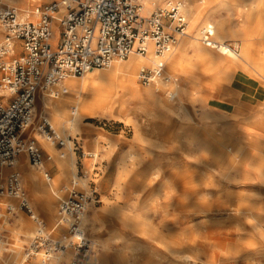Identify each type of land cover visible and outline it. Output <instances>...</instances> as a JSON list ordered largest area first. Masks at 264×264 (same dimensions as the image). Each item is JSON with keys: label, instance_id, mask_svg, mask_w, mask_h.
Returning a JSON list of instances; mask_svg holds the SVG:
<instances>
[{"label": "rangeland", "instance_id": "1", "mask_svg": "<svg viewBox=\"0 0 264 264\" xmlns=\"http://www.w3.org/2000/svg\"><path fill=\"white\" fill-rule=\"evenodd\" d=\"M142 1L139 3L144 10L146 4ZM164 1H155L154 7ZM179 1L186 6L188 31L196 36L206 23L218 24L223 20L238 30L243 29L244 10L253 0H198L195 8L200 14L196 24L190 14L192 0ZM19 4L29 8V14L38 6L33 0H21L12 6L19 7ZM5 6L1 4L0 11ZM262 18L260 29L256 30L260 32L248 33V40L253 37L254 41L247 46L264 60V37L261 36L264 16ZM1 27L0 42L4 36ZM239 35L244 36V32ZM187 36L166 63L165 74L183 88L181 98L172 102L176 113H168L164 119L160 112L158 116L147 112L149 108L152 110L147 104V107L137 104L118 113L101 112L84 119L73 134H65L56 127L62 139L67 141L66 135H70L79 179L71 171L68 155L63 153L67 145L50 141L55 147L50 151L42 143L43 118L51 122L52 117L50 113L42 116L38 95L35 117L26 137L35 140L42 150L46 168L40 173L32 167L27 154H23L25 167L3 170L0 184L14 170L21 173L32 209L44 222L46 234L56 241L71 236L68 228L54 230L58 227L56 220L62 201L73 189L89 191L91 181H97L101 202L90 207L82 223V231L91 242L90 263L178 264L175 257L178 253L197 259L184 264H237L240 261L264 264V235L254 229L250 219L255 211L264 231V185L259 183L250 166L254 153L264 156V132L244 127L243 120L254 115L235 120L234 114L222 113L233 108L231 82L238 71H229L226 65L229 62L223 61L216 52L209 51L212 57L202 55ZM229 39L241 53L245 42L241 38ZM171 58L177 59L180 65L170 67ZM108 70L109 67L96 71ZM252 76L264 84L258 76ZM138 86L143 90L149 85L138 83ZM194 90L208 103L207 108H193L187 102V93ZM172 91L175 90L161 92L159 97L169 100ZM10 101V97H0V103L5 106ZM210 105L216 108L210 109ZM138 131L141 136L137 135ZM93 153H98V157L94 159ZM57 161L64 180L57 177ZM45 172L55 179L46 181ZM27 173L39 175L43 186L33 187ZM73 181H76L74 185ZM46 189L55 198L53 204L48 201ZM0 202L3 203L0 213L5 215L1 229L7 237L3 247L10 248L9 251L1 248L0 264H21L33 240L26 233L31 229L37 234L38 224L26 210L17 207L15 199L3 197ZM6 204L17 205L15 214H7ZM19 245L24 249L19 254L11 253V249L19 250ZM73 257V250L68 248L57 253L50 263L59 258V264H72ZM37 262L30 260L25 264Z\"/></svg>", "mask_w": 264, "mask_h": 264}, {"label": "built area", "instance_id": "2", "mask_svg": "<svg viewBox=\"0 0 264 264\" xmlns=\"http://www.w3.org/2000/svg\"><path fill=\"white\" fill-rule=\"evenodd\" d=\"M33 1L38 3L33 9L35 21L14 6L6 5L0 11L4 32L0 42V84L11 93L6 106L0 103V167L16 166L23 153L34 166L45 165L36 141L26 137L35 117L39 90H49L53 98L68 94L65 84L68 78L108 68L115 60H127L133 53L148 55L150 48L158 60L151 67L140 69L139 82L146 86L160 80L171 82L173 79L165 75L167 59L187 35L189 26L185 4L179 0H167L150 15H143V6L137 0ZM201 41L211 48L219 45L209 27L202 29ZM42 122L41 131L65 146V140L50 122L46 118ZM45 177L50 178L48 172ZM0 197L18 199L19 208L26 210L38 224L37 234L26 248L27 258L38 257L37 264H49L55 254L71 248L72 264H95L90 263L92 247L85 233L67 239L68 242L64 241L66 238L53 240L46 234L44 222L30 205L19 171L11 172L0 184ZM100 202L96 180L89 184V191L73 189L60 205L58 225L67 227L76 236L83 229L84 215ZM6 210L11 214L16 207L8 205ZM4 217L0 213V247L7 243L1 229Z\"/></svg>", "mask_w": 264, "mask_h": 264}, {"label": "bare ground", "instance_id": "3", "mask_svg": "<svg viewBox=\"0 0 264 264\" xmlns=\"http://www.w3.org/2000/svg\"><path fill=\"white\" fill-rule=\"evenodd\" d=\"M21 2V0H0V5L6 4L9 6H12L18 2ZM139 2V0H137ZM142 1V0H141ZM146 4V8L143 10V15H150L156 8H158L160 5L163 6L167 0L163 2V4H160L156 7L155 1H161V0H143ZM142 1V2H143ZM198 0H195L193 2L190 9V14L193 17V22L196 24L198 15L200 12L196 10V2ZM157 3V2H156ZM184 3V2H183ZM144 4V5H145ZM152 4V5H151ZM20 5V4H19ZM16 6V5H15ZM14 6V7H15ZM152 6V7H151ZM17 9H21V13L25 17H29L30 20L35 21L37 19V16L33 14L32 12L27 13L29 11V8L22 7L21 5ZM186 8V6H185ZM152 9V10H151ZM152 11V12H151ZM264 0H253L250 2L249 5H247L246 10H244V28L241 30H238L236 27L232 26L230 22L228 21H221L218 24H210L206 23L207 25L204 28H211L214 30L215 39L219 43L218 48H211L207 47L203 43L200 44L201 41V31L196 36L191 35V31H188L187 29V38L192 39L191 41L195 43V46L199 48L200 53L206 57L209 56L210 52L218 53L217 56H220V58L223 61L229 62L226 65L227 69L231 72L236 71H245L249 74L256 75L260 79L264 81V63L260 61L258 56H255L253 52L249 51V46H247L250 42H253V37H251L249 40L248 38L250 36H247L248 33L252 31V33H256L258 27H260V23L262 21V17L264 16ZM211 14V12H210ZM218 22V21H217ZM193 23V24H194ZM198 24V23H197ZM252 24L254 25L253 27ZM257 24V25H255ZM1 26V25H0ZM189 27V26H188ZM2 28V27H1ZM193 29V28H192ZM3 30V28H2ZM248 30V32H246ZM254 31V32H253ZM189 32V34H188ZM244 32V36L239 35L240 33ZM55 33V37H56ZM258 34V32H257ZM185 36V37H186ZM198 36V37H197ZM264 37V34L261 35ZM184 37V38H185ZM229 37H235V38H241L245 43H243L241 47V53L237 52V48L233 43L228 42L230 39ZM240 39V40H241ZM248 41H247V40ZM56 38L52 40V43L55 44ZM237 40V39H236ZM238 41V40H237ZM198 44V45H197ZM251 44V43H250ZM193 46V45H192ZM194 46V47H195ZM231 46V47H230ZM204 47V48H203ZM234 47V48H233ZM210 48V49H209ZM215 53V54H216ZM212 55V54H210ZM174 57V56H173ZM212 57V56H209ZM262 57V56H261ZM264 57V56H263ZM158 58L154 56V53L152 49L150 48L148 55L141 56L137 55L135 53L131 54L130 57L125 61V63L118 62L119 60H115L109 67V70L106 72H100V71H90L86 73L82 80H75V79H69L65 82L67 85L69 92L68 94L59 96L57 98H53L47 89L39 90L36 93L35 97V110H36V102L37 97L39 95L40 98V112H42V116H44L46 113H50L52 117V125L56 129V127H59L60 131L63 133L73 134L74 130L77 128V126L81 123L82 120L87 119L89 117L96 116L97 113L101 112H108V111H114L116 113L121 112L126 107H132L134 105H142L143 107H147L146 104L152 108L150 111L147 109V112H154L153 114L162 113L161 118H164L168 113L174 112L176 113V106L172 104L174 101H178L181 97V91H183V88L177 84L175 81H167V80H160L155 84H151L148 86V88L140 90L138 83V75L139 71L144 66H152L157 62ZM171 60V61H170ZM169 60V66L170 67H177L176 65H180L177 62V59L171 58ZM116 62V63H115ZM247 73V75H248ZM166 75V74H165ZM167 76V75H166ZM171 77V76H167ZM74 78V77H72ZM79 78V77H78ZM244 80V79H243ZM219 81V80H216ZM259 83V82H258ZM224 85V84H223ZM230 85V84H229ZM261 86V85H260ZM171 88H173L175 91L170 92L171 99L165 100L162 97H159L160 91H169ZM196 88V87H195ZM188 90V89H187ZM86 94L87 97H83L82 95ZM11 93L4 87L0 85V97H10ZM187 102L193 107H200L204 106L207 108L208 103L204 100L202 96L197 95V93L194 91H190L187 93ZM168 101V102H167ZM184 103V101H182ZM175 103V102H174ZM181 103V102H179ZM70 109H71V115H70ZM156 110V111H154ZM197 111V110H196ZM74 116H73V114ZM127 112V111H126ZM159 113V114H160ZM208 113V112H207ZM206 114V116H208ZM261 114V111H259L255 116H259ZM152 115V114H151ZM153 117V116H152ZM155 118V117H154ZM157 119V117L155 118ZM165 119V118H164ZM252 119V118H251ZM156 121V120H155ZM33 124V122H32ZM32 126V125H31ZM30 126V127H31ZM53 128V129H54ZM57 130V129H56ZM55 130V131H56ZM140 131V130H139ZM138 131V136H141V132ZM44 136V134H42ZM45 137V136H44ZM48 140V137H46ZM43 145L50 151H54L55 147L52 142H48L46 139L41 138ZM65 140L67 147L63 150V153L68 155L70 159V167L73 175L76 178L81 179L78 175H76L78 166L76 163L74 150L72 148V141L70 139V135H66ZM241 144V143H240ZM65 145V146H66ZM240 152V150L238 149ZM93 157H98V153H93ZM65 159V157H64ZM252 162L250 163V166L252 168V171L255 172L256 176L259 179V183L264 185V156L263 154L254 153L252 155V158H250ZM18 161V160H17ZM24 165V163H21V167ZM4 167V166H3ZM32 167L37 168V170L42 173V169L46 168L45 165L43 167H36L32 164ZM23 168V167H22ZM44 172V171H43ZM32 174V173H30ZM45 175V173H44ZM85 178L87 175L84 176ZM51 177L47 178V181H51ZM76 182V181H74ZM54 196H57L55 190H53ZM46 195L48 196V201L52 202L55 201V198L53 197V194H51L48 189H46ZM53 204V202H52ZM52 209V207H50ZM48 208V209H50ZM252 216L250 219H252V223L254 225V229L260 234L264 235V231L261 228V223L258 220V215L255 211H252ZM86 215H84V219L86 218ZM86 220V219H85ZM254 221V222H253ZM9 223V220H8ZM6 224V221H5ZM57 228H60L61 230L65 229V226H58ZM26 233V232H25ZM83 234V231L81 230L76 236H68L66 239L73 240L78 235L81 236ZM26 235L29 238L34 239L36 236V233L32 231L31 229L28 230ZM50 235V234H49ZM65 239V238H64ZM95 243V242H93ZM19 250L11 249V253L19 254L24 247L21 245L18 246ZM4 248L5 250H10V248H5L3 246L0 247ZM178 251V249H177ZM175 251V252H177ZM176 254V253H175ZM56 255V254H55ZM54 255V256H55ZM53 256V257H54ZM60 257V256H58ZM176 260L178 264H184L186 261L196 262L197 259L193 257V255H186V254H176L175 255ZM30 260H33L34 262H37L39 260L38 257H33L31 259L27 258V254L25 253L23 261L21 264H25L29 262ZM242 262V261H240ZM52 263V262H51ZM49 263V264H51ZM99 263V259H98ZM244 264H247L245 262H242ZM35 264V263H32ZM53 264H59V258H56ZM209 264V263H208ZM231 264V263H228Z\"/></svg>", "mask_w": 264, "mask_h": 264}, {"label": "crops", "instance_id": "4", "mask_svg": "<svg viewBox=\"0 0 264 264\" xmlns=\"http://www.w3.org/2000/svg\"><path fill=\"white\" fill-rule=\"evenodd\" d=\"M255 25H257V24H255ZM253 26L254 25L252 24L251 27H253ZM258 28L260 29V27H258ZM246 32H248V30H246ZM259 32H260V30L258 31V33ZM2 33L4 35L3 31H2ZM250 33H252V31ZM3 38H4V36H3ZM260 61L264 63V60H262L261 58H260ZM247 73L248 72H245V71H242V72L238 71L236 76L233 78V80L231 82V92L232 93L230 94V99H232V101H233V106H232V104H230V105L233 108H232V110H226V111L222 110V113L224 114L225 112H228L230 114H234L235 115V117H234L235 120H238V118H248V117H251L252 115H254V117H251L252 119L249 118V119L243 120L244 121L243 123L245 125L244 127H246V129H249L250 131L253 130V131L264 132V84L261 83L258 79H256L252 75H250L249 73L247 75ZM0 78H1V73H0ZM160 92H163V90H161ZM209 107L211 109V107H215V106L210 105ZM262 110H263V112H262ZM259 111H261V114L259 116H255ZM44 118L47 119V117H44ZM50 124H51V122H50ZM52 127H53V125H52ZM56 132L59 134V132L57 130H56ZM41 136H43V135L41 134ZM44 138H46V137H44ZM49 141H54V139L49 140ZM55 141H54V143H56ZM48 152H50V151H48ZM23 154H26V153H23ZM23 154H21L19 156L18 161L16 163V166H14V167H6V166L0 167V180L3 179V175H4V171L3 170H6L4 168H8V169H16V168H18V169H21L22 167H25V164L21 167V163H23V159H22V155ZM91 155H93V154H91ZM28 159H29V157H28ZM94 159H95V157H94ZM29 161H30V159H29ZM59 166H60V164L58 162V168H59ZM88 166H90V163H88ZM58 173L59 174L57 175V177L58 178L61 177L60 179L64 180V178L62 177L63 172L61 173L60 168H59V172ZM51 179H55V177H51ZM28 180H29V183L33 187H42L43 186V182L41 181L39 175L34 176V175L28 174ZM46 181H47V179H46ZM25 190H26V188H25ZM27 196L29 198L28 193H27ZM4 198L15 199V198H10V197H4ZM1 199H3V197H0V201H1ZM59 199L62 201L61 198H59ZM15 201H17V203H18L17 205H19V200L15 199ZM0 204H3V203L0 202ZM4 205H5V203H4ZM8 205H13V204H6V208H7ZM13 206L16 207L15 205H13ZM17 207H19V206H17ZM59 209H60V207H59ZM15 212H16V210L12 214H15ZM58 217H59V215H58ZM58 217H57V220H56L57 226H59L58 225ZM57 230H58V228H57Z\"/></svg>", "mask_w": 264, "mask_h": 264}]
</instances>
